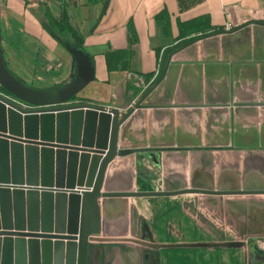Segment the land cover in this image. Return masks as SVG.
Returning a JSON list of instances; mask_svg holds the SVG:
<instances>
[{"label": "crops", "instance_id": "0c3cea01", "mask_svg": "<svg viewBox=\"0 0 264 264\" xmlns=\"http://www.w3.org/2000/svg\"><path fill=\"white\" fill-rule=\"evenodd\" d=\"M163 13L166 17L157 21ZM201 18L198 25L180 27ZM49 19L66 21L81 35L80 50L93 67V80L75 95L73 103L116 109L120 115L143 97V105L153 106L135 109L119 126L117 150L123 154L108 163L102 192L135 191L138 156L150 150L158 157L163 186L264 190V27L254 24L264 21V0H0L3 64L26 86H37L36 90L64 87L76 75L66 49L69 44L60 43L65 34L51 28ZM190 38L195 39L179 46ZM104 115L95 111L89 117L93 122L90 134L80 129L75 141L69 135L58 139L56 124L52 139L40 136L39 123L34 139L0 136L8 156L17 149L23 157L34 153L36 159L32 172L37 185L26 184L25 168L21 185L11 182L10 166L4 172L8 181L1 182L0 188L11 193V205L15 188L39 193L46 189L53 197L62 193L66 208L70 197L75 200L74 214L67 210L60 231L55 228V208L51 228L45 232L16 229L13 222L3 229L0 220V264H18L17 239L26 247L29 240L37 241L39 249L47 242L52 248L50 264H55L54 246L77 248L81 193L92 189L108 149L112 116L104 125ZM43 180L51 186H41ZM59 183L61 187L56 188ZM124 199H98L100 232L90 237L94 241H89L86 264H113L112 251L121 249V234L129 227ZM69 214L75 216L73 221ZM246 218L264 230V213ZM4 242L13 246L2 262ZM19 260L29 264L28 259ZM75 263L76 258L71 264Z\"/></svg>", "mask_w": 264, "mask_h": 264}, {"label": "water", "instance_id": "95a60500", "mask_svg": "<svg viewBox=\"0 0 264 264\" xmlns=\"http://www.w3.org/2000/svg\"><path fill=\"white\" fill-rule=\"evenodd\" d=\"M254 24L264 27V21H255ZM66 49L72 56L75 63V77L70 83L62 88L45 90L28 88L17 81L5 68L0 53V87L15 98L34 107L31 109H24L0 96L1 137L17 140V137H21L23 135L25 138L34 139L37 133V123H39L42 127L40 136H44V139L53 138V125L56 124L55 134L58 139H61L62 141L66 140L69 135L70 140L75 141L79 138L80 129H84L87 134H90L93 122L89 119V117L94 115L95 111L105 113L103 120L104 125L108 124V118L109 116H112L108 152L99 164L95 184L91 193H83L82 195L80 219L78 218L79 239L78 247L76 248L77 251L75 253L76 249L73 248L72 245L66 246V249L57 245L54 246L53 259L55 264H71L74 258H76L75 264H86L87 249L89 244L88 240L91 236H97L100 232L98 205V199L100 198L173 197L190 193L209 195L264 194V190L212 191L194 188L174 189L169 191H103L101 193L103 176L108 163L111 162L115 156L123 154V152L117 150L119 126L135 109L153 108V106L143 105L142 101L145 98L143 97L134 103V105L126 113L120 115L116 109H106L101 106L87 103L65 104L73 96L78 94L85 86H87V84L93 80L94 76L90 59L85 53L81 50L71 48L70 45H66ZM165 71L166 68L163 71V75L165 74ZM5 107H7V110L4 112ZM83 110H85V113H83ZM37 114H40V116L38 117ZM6 124L8 126V130H6ZM5 130L8 133L7 136L3 135L5 134ZM87 134L84 135L87 137ZM2 145L4 146V143L0 142V171H3H1L2 174L0 176V183L8 181L4 172H6L7 167L10 166L12 175L11 182L13 184H23L22 173L25 168V172L27 173L26 184L31 186L37 185V179L32 172L36 167V159L33 155L34 153H32L31 156L27 155L23 157L19 150L12 149L10 156H8ZM67 182L71 183V180ZM41 186H51L50 181L46 183V180H43L41 182ZM60 187L61 183L56 185V188ZM9 193L8 189L0 188V220L3 229L11 227L13 222L14 228L16 229L27 228L28 231H35L40 228L41 231H49L52 223L53 208H55V228L57 231H60L63 228L67 210L68 213L71 211L72 214H74L73 208L75 200L70 197L69 207L66 208V198L62 193H56L55 197H53L52 193L46 189L39 193V191L35 189H28L27 191H24L22 189L15 188L12 191V205L10 202L11 193ZM69 216L71 217L70 221H73V217L75 216H72L71 214H69ZM233 245L237 246L239 244L233 243ZM12 246V243H3L1 248L3 257L2 262L5 260V256H8L11 253ZM14 247L16 263L18 264H21L19 262V259L21 258H23L24 261H27L28 259L29 264H40V262L41 264H50L52 258V248L50 245H47V242L43 241L41 248L39 249L37 241L29 240L26 247L22 240L17 239L15 240Z\"/></svg>", "mask_w": 264, "mask_h": 264}, {"label": "rangeland", "instance_id": "374dc122", "mask_svg": "<svg viewBox=\"0 0 264 264\" xmlns=\"http://www.w3.org/2000/svg\"><path fill=\"white\" fill-rule=\"evenodd\" d=\"M0 96L21 108H34L5 92ZM138 157L135 167L141 187L155 191L161 181L158 157L152 150ZM123 203L129 227L121 234V249L112 251L113 264H264V230L246 218L264 213V195H178L127 198ZM88 250L89 244L87 257Z\"/></svg>", "mask_w": 264, "mask_h": 264}, {"label": "trees", "instance_id": "16d2710c", "mask_svg": "<svg viewBox=\"0 0 264 264\" xmlns=\"http://www.w3.org/2000/svg\"><path fill=\"white\" fill-rule=\"evenodd\" d=\"M163 18L166 17L165 14H160L159 16L156 17V20L159 21L160 18ZM200 20H203L202 18L201 19H197V20H193V21H190L188 23H184V24H181L180 27L181 29L183 28H186V27H190V26H193V25H198L200 23ZM49 25L51 28H55L57 31L59 32H63L65 34V37L62 41H60L61 45L65 46L66 44H69L71 48H75L77 50H80L81 47H82V44H83V39L81 37V35H79V33L73 29L72 27H70L66 21H61V22H56V21H53L51 19H49ZM44 26V25H43ZM45 29H47L49 31V33L51 34V30L46 28L45 26ZM130 29V28H129ZM164 30V29H163ZM52 35V34H51ZM54 36V35H53ZM55 37V36H54ZM53 37V38H54ZM56 39V37H55ZM195 38H190V39H187V40H183L179 43V46H182V45H185L191 41H193ZM178 46L174 47V48H177ZM174 50V49H173ZM161 73H162V70H160V73H159V77L161 76ZM13 76V75H12ZM14 77V76H13ZM158 77V78H159ZM17 81H19L16 77H14ZM157 78V79H158ZM22 85L26 86L24 83H22L21 81H19ZM28 87V86H26ZM63 86H58V87H54L52 89H59V88H62ZM30 88V87H28ZM0 91L2 92H5L7 94H9L8 92H6L2 87H0ZM11 95V94H9ZM75 99V96H73L70 100H74ZM136 182H137V185L139 187L140 190H143V191H148L150 190V188L148 187H141V181L140 179L138 178V174H137V179H136Z\"/></svg>", "mask_w": 264, "mask_h": 264}, {"label": "bare ground", "instance_id": "6f19581e", "mask_svg": "<svg viewBox=\"0 0 264 264\" xmlns=\"http://www.w3.org/2000/svg\"><path fill=\"white\" fill-rule=\"evenodd\" d=\"M111 123H112V120H111ZM110 128H111V125H110ZM110 133V132H109ZM108 148H109V140H108ZM107 152H108V149H107V151H106V153H105V155H104V157L106 156V154H107ZM104 157H103V159H104ZM102 159V160H103ZM97 176V175H96ZM95 180H96V178H95ZM94 184H95V182H94ZM93 187H94V185H93ZM93 187H92V189H93ZM92 189L90 190V191H88V192H83V193H91V191H92ZM83 193H81V201H82V195H83ZM101 193H102V191H101ZM80 213H81V209H80ZM78 239H79V228H78V233H77V247H78ZM52 242V241H51ZM60 245V244H59ZM76 251H77V249H76Z\"/></svg>", "mask_w": 264, "mask_h": 264}, {"label": "built area", "instance_id": "2783aa9c", "mask_svg": "<svg viewBox=\"0 0 264 264\" xmlns=\"http://www.w3.org/2000/svg\"><path fill=\"white\" fill-rule=\"evenodd\" d=\"M161 186H162V182L160 181V184L158 187L155 188L156 189L155 191H163Z\"/></svg>", "mask_w": 264, "mask_h": 264}]
</instances>
